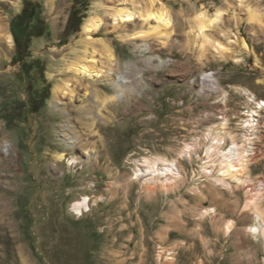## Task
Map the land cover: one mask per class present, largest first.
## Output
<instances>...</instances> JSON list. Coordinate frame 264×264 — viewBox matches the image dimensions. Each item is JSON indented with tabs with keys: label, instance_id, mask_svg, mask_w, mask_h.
Wrapping results in <instances>:
<instances>
[{
	"label": "rangeland",
	"instance_id": "374dc122",
	"mask_svg": "<svg viewBox=\"0 0 264 264\" xmlns=\"http://www.w3.org/2000/svg\"><path fill=\"white\" fill-rule=\"evenodd\" d=\"M29 1L39 6L31 26L37 18L44 26L40 35L29 32L20 50L11 21L30 7L26 0H0V264H264V235L249 232L257 219L248 204L257 198L264 212V128L253 140L257 154H248L247 139L241 142L247 132L243 90L264 99V0ZM82 2L79 29L68 35V19ZM121 5L167 7L174 26L168 36L130 37L155 20L113 29L112 13ZM220 7L226 10L208 33L227 45L225 56L188 33L198 13ZM94 17L105 21L95 38L111 46L116 73L132 80L133 92L103 107L94 87L114 95V85L106 77L86 78L73 99L63 97L65 113L53 93L66 64L83 56L85 24ZM232 29L249 49L227 38ZM144 41L152 49L142 50ZM94 60L98 68L109 67L106 49L96 50ZM212 75L219 90L205 79ZM83 105L94 110L98 136L91 139L100 161L88 159L64 134L71 116L90 137L91 118L81 123L76 116ZM213 131L227 134L228 145L212 150ZM230 139L247 152V184L216 180L231 156ZM73 156L83 161L69 164ZM160 159L180 168L167 186L162 175L151 179L150 164L166 168ZM85 196L91 209L77 214L73 205Z\"/></svg>",
	"mask_w": 264,
	"mask_h": 264
},
{
	"label": "bare ground",
	"instance_id": "6f19581e",
	"mask_svg": "<svg viewBox=\"0 0 264 264\" xmlns=\"http://www.w3.org/2000/svg\"><path fill=\"white\" fill-rule=\"evenodd\" d=\"M225 10H226L225 7L224 8L220 7L217 9V11L214 14H209L208 11L202 10L200 13H198L199 15H198L197 20H195L197 21L195 22L196 25L194 27L190 26L191 28L188 32L190 34L192 33L193 36L195 37L197 35L201 36L207 44L212 45L215 48V50L223 56L227 54V49H228L227 45H225L220 40H217V39L212 40L211 37L209 36L210 34L208 33V31L219 23V20L223 16V13L225 12ZM248 12H251V11H248ZM112 17H113V21L111 25L113 29L122 28L127 23L134 22L138 18L143 23L145 22L149 23L152 19L155 20V25L150 27L149 30H142L135 34H129L128 36L130 37L139 36L145 39L152 35L157 36V34L161 36H168L169 32H171L170 29L174 26V20H173L172 14L167 7H160V8H153V9L151 8L150 10L143 11V10L137 9V7H129L126 5H121L114 9V12L112 13ZM250 18H253V14H250ZM104 25H105V21L101 17L91 18L85 24L84 32L87 34V37H86L87 39L85 40V49L83 50V56L77 57L76 59L69 61L65 66V70L62 71V74L65 75V77L61 79V83L54 90L53 100L56 102V107H58V109L62 110L65 113H68V108L66 106V102L63 100V97L69 95L70 99H73L76 88L86 78L92 79L94 81V80L99 79L100 77H106L105 81L110 80L112 85H114L116 93L114 95H108V93L105 92L101 88V85L94 84L96 86L94 87L93 94L95 95L96 98H99V97L103 98L102 104H101L103 107H106L110 102L112 103L122 98H130L129 94L130 92H133L132 91L133 90L132 80L129 79V77L126 75H118L116 73V70L113 66L115 55H114V52L111 46L103 38L97 39L94 36L96 33H98L101 30V28ZM224 34L227 36V38H229L231 42H234L236 44H241L243 48L249 49L248 43L244 40V38H242L239 35L237 31L232 29ZM7 39L10 42H12L11 33L7 34ZM89 46L92 48L91 50H89ZM99 48L106 49L107 51V62H108L109 67H107L105 70L102 67L98 68L96 65V61L94 60L95 51L98 50ZM140 48L144 51H149L150 49H152V43L150 41H144L140 45ZM74 52L77 53L78 51L74 49ZM236 58L238 60L241 59V57L238 55L236 56ZM205 79H212L214 83V88L215 89L218 88V90L220 89L217 86L213 75L207 76V78ZM85 95H87V91ZM75 111L77 113L76 116H78L77 118H79V121L81 123H83V116L84 118H86V116H89V118H91L89 122L91 133L89 132L90 134H88L90 137L84 138V133L80 134L81 132H79L80 130L78 131L77 126L74 124H71L72 120L74 119L71 116H69L68 119H66L68 123H67V128L64 129V134L68 139L70 140L72 139L73 142H75L79 148L83 149L84 154L87 155L88 159L94 158L95 160L100 161L99 159L100 150H98L99 144L95 140L91 139L92 136L97 135L96 129H95L96 117L94 116V110L92 108H89L83 105L79 108H76ZM262 112H264V103H262ZM245 117L246 118L242 124H243V127H245L248 131V120H249L248 109H246ZM254 126L255 128H249V133L247 134V138H246L248 146H249L247 147L248 154H250L251 152H254V146L255 147L257 146V144L253 141L259 135L257 133V129L263 132L264 113H261V118L254 119ZM100 143H102V145H105L104 142L102 141ZM247 152L246 150H244L242 153L239 152L238 158L236 157L237 158L236 161L234 159L235 157L233 158L232 156L227 155L228 158L225 159V162H223L222 167H221V169L223 170L222 171L223 176L222 178H218L216 180H218L219 182L220 181L225 182L224 185L228 184L226 183V179L228 178H231L232 180H235L238 183L247 184V182L249 181L248 174H247V170L249 169V165H248L249 159L246 155ZM65 157H66V153L64 152L57 154V159L60 161V163L62 162V160L63 161L65 160L64 159ZM224 157L225 156H223V158ZM80 160L83 161L81 156H73L72 158H70L69 164L78 165V162ZM161 161L162 163L165 164L166 168L164 170H160L159 167L155 169L156 163L153 162V164L149 165V171L152 173V177H151L152 180L156 177L160 178V175H162L161 182H163V184L167 186L169 185V183L174 182V180H176V178L179 176L180 168L177 165V163H176L177 165L176 167H169L167 166L169 164L165 163L167 162V160L166 161L161 160ZM172 176H174L173 181L171 180ZM147 189L149 192L154 191L155 186L149 185ZM255 200H257V198L251 199L248 202L249 206L254 207L253 210H254V213L257 219V223L255 222L256 224H253L249 227V232H251L255 236H257L258 234L264 235V212L261 210V208H259V205H258L259 201L256 203ZM90 206H91L90 198H88L87 196L83 197V199L76 201L73 205L74 210L77 212V214H81V215H83L86 211L90 210L91 209ZM213 211L214 209L211 208L204 212L210 213ZM231 227L232 226L229 223L226 226V232H230Z\"/></svg>",
	"mask_w": 264,
	"mask_h": 264
},
{
	"label": "trees",
	"instance_id": "16d2710c",
	"mask_svg": "<svg viewBox=\"0 0 264 264\" xmlns=\"http://www.w3.org/2000/svg\"><path fill=\"white\" fill-rule=\"evenodd\" d=\"M26 5H28L30 8H28L27 6L24 7L23 11L11 21V32L20 50L23 47L24 41L28 37V33L33 31L34 29L36 33L40 35L38 29L44 26V21L38 18L35 27L31 26L33 20L36 19L37 10L39 6L37 3H31L29 0H26ZM82 5L83 2L82 4L80 3V7L75 8L72 11L68 19L66 26V33L68 35L73 32H76L79 29L78 12L80 11V9H82ZM43 89L44 87L42 88V90Z\"/></svg>",
	"mask_w": 264,
	"mask_h": 264
},
{
	"label": "built area",
	"instance_id": "2783aa9c",
	"mask_svg": "<svg viewBox=\"0 0 264 264\" xmlns=\"http://www.w3.org/2000/svg\"><path fill=\"white\" fill-rule=\"evenodd\" d=\"M243 94L245 95V97L247 98V101H248L246 103L247 105L244 106V109H248L249 120H248V131L246 132V136L244 138H241V142H245V140L247 138V133H249V128H255L254 119L255 118H261V113H264V112H262V103H264V99L257 98L251 91H249L247 89L243 90ZM219 132H221V130H219ZM257 133L261 134V130L257 129ZM226 135L227 134H217L216 131L215 132L213 131L212 136H211V139H212V150L219 149V148L223 147L225 144H227L228 140H226V139L228 137H226ZM263 135L264 134H262V136ZM229 142H230V145L227 148V154L231 155V156L233 154L238 156L239 146H240L241 142L240 143H236V142H233L232 139H230ZM262 148L264 149V143L262 145ZM259 150H260L259 147H255L254 146V152H256V154L258 153ZM189 151H190V149L188 150V152Z\"/></svg>",
	"mask_w": 264,
	"mask_h": 264
}]
</instances>
